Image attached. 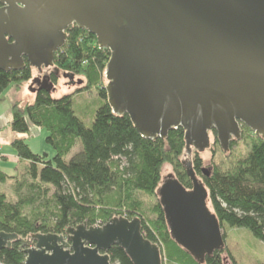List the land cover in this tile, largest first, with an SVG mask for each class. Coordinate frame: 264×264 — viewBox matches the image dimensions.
Instances as JSON below:
<instances>
[{"label": "water", "instance_id": "95a60500", "mask_svg": "<svg viewBox=\"0 0 264 264\" xmlns=\"http://www.w3.org/2000/svg\"><path fill=\"white\" fill-rule=\"evenodd\" d=\"M0 4V69H23L25 56L38 71L31 79L33 92L54 91L47 69L66 43L67 27L74 24L110 50L107 101L117 114L129 113L144 138H165L181 126L188 150L198 152L210 147L212 130L224 151L231 140L241 138L242 125L264 138V0ZM64 74L67 82L83 81ZM187 158L192 188H185L165 165L157 196L171 237L198 259L223 248L225 239ZM14 241L20 242L24 264H111L108 251L114 245L133 264H161L159 246L143 236L138 217L116 216L94 225L84 221L60 234L33 233L24 239L0 231V251Z\"/></svg>", "mask_w": 264, "mask_h": 264}, {"label": "trees", "instance_id": "16d2710c", "mask_svg": "<svg viewBox=\"0 0 264 264\" xmlns=\"http://www.w3.org/2000/svg\"><path fill=\"white\" fill-rule=\"evenodd\" d=\"M66 33V43L47 69L49 81L55 89L59 71L81 75L84 82L75 92L59 98L52 96L53 90L41 89L33 103L13 104L11 129L27 133L32 125L43 128L47 133L45 143L54 154H37L24 140L13 141L18 157L29 161L24 172L27 179L21 177L14 187L16 200L0 192V231L24 239L33 233L60 234L84 221L94 225L116 216L138 217L143 236L159 246L161 264L163 259L166 264H236L225 245L200 256V262L171 237L157 189L165 165L171 166L174 178L185 188H192L183 160L186 153L207 192V206L221 228L243 227L264 242V138L255 136L246 155L227 169L214 166L203 174L201 152L188 150L184 128H171L165 138L146 139L129 113L119 115L113 110L102 84L110 50L100 47L94 35L74 24L67 27ZM24 62L21 70L0 69V93L9 85L20 88L31 79L32 68L25 56ZM93 87L103 102L95 109L90 126H86L75 113L74 96ZM246 130L242 125L241 133ZM210 133L219 143L215 130ZM77 142L81 148L67 160ZM234 143L231 140L229 148ZM9 178L13 177L0 173V181ZM141 194L155 195L157 202L146 205ZM108 254L111 264H133L117 245ZM24 260L19 241L0 251V261L5 264H24Z\"/></svg>", "mask_w": 264, "mask_h": 264}, {"label": "rangeland", "instance_id": "374dc122", "mask_svg": "<svg viewBox=\"0 0 264 264\" xmlns=\"http://www.w3.org/2000/svg\"><path fill=\"white\" fill-rule=\"evenodd\" d=\"M35 70V69H34ZM34 72H37L36 70ZM32 70V77L38 76L34 75ZM59 78L56 82L55 89L52 92V96L54 98H59L62 95L75 92L77 88L82 87V81L78 84L77 81L67 82L69 79L65 77L64 73L59 74ZM76 78H84L81 75H75ZM27 81L23 84L22 92L24 95H32V80ZM84 82V81H83ZM108 83V80L103 74L102 76V84L105 86ZM12 87L10 86L9 89ZM10 94V93H9ZM103 102V99L98 95L97 88H90L87 90H82L75 94L74 96V110L76 115L84 122L86 126H90L92 115L94 114L95 109ZM7 103V99L0 104V107L5 106L4 104ZM249 129V128H248ZM44 133L45 130H43ZM43 133V134H44ZM36 135V134H35ZM255 136H257L253 131L249 129L246 130L243 134L241 133V138L235 140L234 146L229 148L227 151H224L219 143H215L213 134L210 133V147L202 151L200 156L203 160V168L205 170H210L214 166H218L220 169H227L231 166L237 159L242 158L248 152L251 142L254 140ZM32 144L39 146V143L44 147L39 148V153L46 152L49 156L54 154L53 149L47 145L44 141V135L37 137L34 136L32 139ZM37 146H34L37 148ZM41 147V145H40ZM81 148L80 142L73 147L70 154L67 156V160L70 158L72 154L77 152ZM186 156V153L183 155ZM173 170V169H172ZM21 177H18L17 180L9 181L8 185L16 186L17 183L21 182ZM141 199L146 205H152L153 203L157 202V197L155 195L151 196L148 194H141ZM9 198L16 200L18 195L15 191H13ZM222 232L225 234V248L230 252L232 257L234 258L236 264H263L264 263V242L257 239L252 235V233L243 227H227L224 226L222 228ZM163 250V248H162ZM166 261L163 259L162 264H166Z\"/></svg>", "mask_w": 264, "mask_h": 264}, {"label": "crops", "instance_id": "0c3cea01", "mask_svg": "<svg viewBox=\"0 0 264 264\" xmlns=\"http://www.w3.org/2000/svg\"><path fill=\"white\" fill-rule=\"evenodd\" d=\"M33 72L35 71L32 69ZM37 71V70H36ZM37 72H34V75H37ZM12 87L9 89V87ZM23 85L20 88L15 87L14 85H9L4 91L0 93V104L4 100L7 99V103H5L3 107H0V173H3L7 176L13 177L7 179L5 182L0 181V192H4L8 197L9 195L15 191L14 186H9L8 182L17 180L18 177H25L24 172L26 171L29 161L20 159L12 146V143L16 139L24 140L29 148L37 154L39 153L38 149L44 147L42 143H39V146L36 144H32V139L34 136L40 138V136L44 135V141L47 133L43 132V128L37 126H31L29 132L27 133H18L11 129V120H12V106L16 102L23 103H33L35 100L36 92H33L32 95H24L23 94ZM10 93V94H9ZM46 132V131H45ZM44 133V134H43ZM36 134V135H35ZM41 145V147H40ZM34 146H37L34 147ZM48 154V153H47ZM49 156V155H48ZM51 157V156H49ZM26 178V177H25ZM27 179V178H26Z\"/></svg>", "mask_w": 264, "mask_h": 264}, {"label": "flooded vegetation", "instance_id": "af4514ba", "mask_svg": "<svg viewBox=\"0 0 264 264\" xmlns=\"http://www.w3.org/2000/svg\"><path fill=\"white\" fill-rule=\"evenodd\" d=\"M2 5L0 4V7H1Z\"/></svg>", "mask_w": 264, "mask_h": 264}]
</instances>
